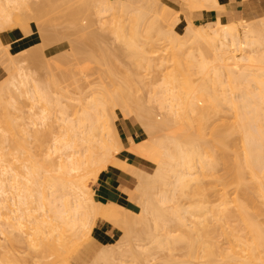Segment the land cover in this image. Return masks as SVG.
<instances>
[{
    "label": "bare ground",
    "instance_id": "obj_1",
    "mask_svg": "<svg viewBox=\"0 0 264 264\" xmlns=\"http://www.w3.org/2000/svg\"><path fill=\"white\" fill-rule=\"evenodd\" d=\"M183 1L189 10L192 8L199 11H216V19L201 26L186 17L187 24L183 31L178 33L174 28L179 18L176 16L170 20L171 9L164 4L156 5L153 0H93L95 13L100 19L118 11H124L125 15L130 14L129 11L135 16L139 14L135 19L131 37H127L122 31L120 33V25V28L117 26L118 34L117 29L114 32L119 41L125 44L134 66L148 70L153 66L158 65L159 68L171 62V71L164 73L160 80L157 79V83L146 93L147 101L151 104L141 105L138 97H133L132 101L139 112H128L137 120L139 133L142 135L139 143L135 142V149L152 164L150 172L126 162L127 158L134 157V149L129 147L133 140L121 139L118 126L114 125L111 130L109 125L110 117L114 121L117 118L115 109H120V106H124L120 112L126 118L124 110L127 109L130 99L126 91L112 92L103 89L99 96L92 97L77 118L72 120L66 116L67 111L61 105L63 78L58 82L54 72L51 73L50 79L48 74L51 83L47 82L45 86L53 87L57 94L55 97L48 96L47 92L51 90L45 92V86L42 88L30 71L25 70L26 67L15 66L14 62L12 63L15 59L11 60L12 54L7 52L10 63L4 68L8 71V79L0 87V205L4 201L6 206L7 201H10L13 208H8L4 218L5 214L0 212V219H4L3 222L0 221L3 229H8L5 232L9 234L18 229L21 233L23 231L29 253L36 259L35 264H47L44 263L47 260L43 261L45 255L49 252L56 255L59 251L58 246L63 241L59 228L61 226L70 230L76 227L92 228L97 219H102L118 228L125 242L129 241L126 239L134 226L129 222L132 220V214L127 211V220V213L121 204L116 201L95 200L90 188L91 181L95 182L101 171L115 168L128 171L136 177V184L125 191L129 196L135 192L139 194L142 211L141 216H137H140V221L142 219L141 223L148 225L151 221L153 226L148 225V228L154 227L153 231L160 230L159 234L155 231L156 234L151 236L152 243L157 245L156 248L166 246L162 250H172L178 243L183 249L180 259H173L170 251H167V257L159 260V264H264V52L260 50L264 41V20L255 23L240 18L236 22L224 20L220 11L222 6L218 0ZM14 2L15 0H0V27L19 28L25 32L27 28L24 26H29L35 18V13L21 19L10 9ZM76 14L71 13V18H75ZM35 15L41 17L42 13ZM148 15L150 18L146 20ZM42 18L44 17L39 18V24L34 20V25H41L43 20L45 22V18ZM106 20L105 22H108ZM146 21L149 22V27H153L155 23L156 27L161 23L169 27V30L158 34L157 40L161 41L160 44H155L147 33L143 40L137 41L138 27ZM71 22L73 23V20ZM36 28L40 30L43 27ZM160 30L158 27V31ZM44 31L38 34L40 42H36L34 38V45L25 47V58L29 57L31 60L42 57L45 60L43 48H40V51L38 47L42 42V46H45L48 44H45L46 41L54 38H51L50 34L45 35ZM156 45L159 47L156 48ZM158 48L162 54L155 57L151 55L154 51H159ZM204 49L211 51V56L208 52L209 59ZM22 53L18 54L21 56ZM180 72H184L183 76ZM191 73L196 75L194 79L189 77ZM68 82L70 86L75 87L79 85L80 80L73 78L68 79ZM112 82L111 85L114 83ZM41 85L43 86L42 83ZM117 88L119 89H114ZM5 96H9V99H5ZM17 96L30 103L27 125H30L29 128L33 126V130L34 127L38 128V124L44 126V122L48 121L46 119L51 116L48 113L51 110L47 109L53 107L54 111L59 113V116L57 114V117H51L57 118L56 122L59 121L60 128L56 130L50 146L47 147L48 163L43 169L31 162L25 142L15 139L17 134L12 128L19 132L25 131L23 117L11 115L12 118L11 113L9 114V107L14 111H21V107L17 105ZM152 103L164 113L163 121L154 118ZM223 110L231 113L233 122L217 124L211 121L213 116L221 114L220 111ZM54 111L52 110L53 113ZM50 123L49 129L53 130V120ZM35 133L34 140L39 142L37 131ZM233 133L237 134L236 138L240 141L242 166L244 173L248 175L249 183L244 184L242 188L237 186L239 189L235 188L234 195L229 194L224 187L205 186L202 185L203 180L201 181L202 176H208L210 180L212 175H216V165L225 157V148L229 145L228 137ZM125 142L129 145L125 146ZM9 156L16 161L23 159L21 172L15 170ZM43 187L49 189L46 195L43 194ZM7 191H12L13 198L7 197ZM28 203H31L29 206L33 208H27L25 205ZM32 203H35V206ZM3 229L1 230L0 225L1 232H4ZM151 233H146L147 240L150 239ZM119 240L122 245L124 241L120 238ZM115 244H112L113 249L120 246ZM112 245L107 247L108 251L101 249L97 257L107 254ZM122 250L125 251L124 247ZM110 253L104 257L108 258ZM48 257L47 254L46 258ZM55 259L54 263L59 262L58 257ZM61 264L69 263L65 261Z\"/></svg>",
    "mask_w": 264,
    "mask_h": 264
},
{
    "label": "rangeland",
    "instance_id": "obj_2",
    "mask_svg": "<svg viewBox=\"0 0 264 264\" xmlns=\"http://www.w3.org/2000/svg\"><path fill=\"white\" fill-rule=\"evenodd\" d=\"M153 1L156 2L155 3L156 5L164 4L171 9V11H169V12H171V15H170L171 19L170 20H172V18L175 19L176 16L179 18V21L175 25V28H174L175 31L178 33H181L183 31L185 25L187 24L185 21L186 17L190 18V20L193 21V23L196 25H201V24L203 25L205 23L207 24V23H210L211 21H213L214 19H216V11H214L215 12V18L209 19V18H206V15L210 12L209 9L199 11V10H195V9L191 8L192 10L191 9L189 10V7H187V5L184 3L183 0H153ZM218 2L222 6V8L220 7V9H221L220 11L222 12L224 20H229V21L231 20L233 22H236L240 18V19H244L248 22L250 21V22H254V23L259 21V20H264V0H244V1L243 0H218ZM50 4H52V5H50ZM11 6H12V8H10V9L12 10V13L17 14L21 19L24 17H27L29 15L31 16L34 13L35 14L42 13L41 17L43 16L45 18V22H43L44 21L43 20V21H41V25H39V26L37 24L34 25L33 22L37 16L34 14L33 17H35V18L33 21H31L29 23V26L27 25L28 27L25 25L26 22L24 23V25H25L24 28L25 27L27 28V29L25 28L27 30V31L24 30L25 32H23L22 29H19V28L4 29V28L0 27V86L3 83H5L8 79V71L5 68H6V65H8V62L10 59L9 55L12 54L10 56L11 60H12V58H13V60L15 59L14 61H12V63L14 62L13 64L17 67L18 66H21L24 68L26 67L27 69H25V70L30 71V73L33 75V77L35 79H37V81H39V84L42 88L45 86V84H47V82L49 84V82H50L49 79L51 78V73H53V72H54L53 75L55 76V78L57 77L56 80L59 79V80H57L58 82H61L62 78H63L62 84H63L64 89H63V92H62L60 99H61V105L66 109V111H67L66 116L69 119H72V120L76 119L77 116L79 115V113L81 111H83L84 107L87 105V102L92 97L97 96V95L99 96V94L103 91V89L104 90L106 89L108 91L111 90L112 92L123 91L125 93V91H126L127 92L126 94H128L130 96V99L127 102V107H126L127 109L125 108L126 110H124V111H126L125 116H126V118L130 116L129 118H131L138 126V122L135 119V117L134 116L131 117V115H129V113H134V112L138 113L139 112V109L136 107L135 103H133L132 98L138 97L137 100L139 103H141V105L142 104L144 105L146 103H148L147 105H150L151 103H149L147 101V98H146L147 97L146 93H148V89L151 86H153L155 83H157V79L160 80L162 78V75H164V73H166L167 71L170 72L171 68H172L171 62H167L166 65H163L159 68H158V65L153 66L155 68L152 67L148 70H145L143 68H137L132 63L131 55H129V53H128L129 51L127 50L125 44L122 43L123 41L122 42L119 41L118 37L115 36L116 33L114 34V32L117 29L116 32L118 34V30H119L118 25H120V27H121L120 33L122 31V33L125 34L127 37H131L133 35V32H132L133 29L132 28L134 26L135 19H136V17H138L139 14L137 16H135V15H133L132 11H129V13L130 12L131 13L127 14L128 15L127 16V15H125L124 11L123 12L118 11L116 14H114L115 16L114 15H106L104 18L102 17L100 19L95 13V9L93 7L94 6L93 0H15V2L11 4ZM38 9H40V10H39V12L36 13V11ZM42 11H44V12H42ZM43 13H44V15H43ZM71 13H77L76 17H75L76 19L71 18V15H70ZM135 14H137V13H135ZM149 15L146 18V20L149 19L150 16H153V15H150V16ZM196 15L201 17V18H204V20H202V21L197 20ZM38 17H39V15L37 16L38 20L37 19L35 20V22L37 21L36 23H38V22L40 23L41 17H39L40 19ZM106 17H108L110 20H108V18H106ZM145 17H146V15H145ZM44 18H42V19H44ZM105 19H107L106 21H108V22H105ZM153 19H152V21H154ZM72 20H73V23L71 22ZM118 21H119V23H117ZM112 23L114 25H112ZM147 23H149V22H147V21L142 22L141 26L138 27L139 29L137 28L138 33H139L138 34L139 38L137 37V41L143 40L142 39L143 36L147 33V34L151 35L152 40L155 44H160L161 41L157 40L158 34L160 32H164V31L169 30V27L166 25L163 26V24L161 23V25H158V27L161 30L158 31V27H156V23L153 24V27H149L150 25ZM115 25H116V27L117 26L118 27L116 28ZM36 26L37 27L41 26L43 28L39 30L36 28ZM107 26H109V27H107ZM44 27L46 30L44 29ZM110 27H111V30H110ZM37 30H38V32H37ZM42 30L43 31L45 30L44 31V32H46L45 35L50 34V35H52L51 38H54V39H51L49 42H47V41L45 42V44L48 43L49 45L46 44L45 46L44 45L42 46V43H43L42 42L40 44V46L38 47L40 51L42 50L40 48H43L42 53L45 56V60H44V58L42 59V57H37V58L31 59V60L29 59L28 56H27L28 59L25 58L27 55V54L23 55L26 53V50H27L26 49L24 51L25 47L26 46L28 47V45H31V44L34 45L33 44L34 38L36 39V42H40L41 39L38 36V34ZM13 31H21L23 34H27L28 36L26 38H20L19 39L21 42H19L20 45L18 46V48L17 47H11L9 49V43H10L9 35H11V33ZM44 32H43V34H44ZM77 32H79V33L76 35ZM89 34H91L93 36H90ZM55 36H57L58 38H56ZM49 37L50 36H48V38ZM46 39H47V37H46ZM120 40H122V39H120ZM21 45L23 47H21ZM32 45H31V47H32ZM155 47L157 48V47H159V45H156ZM260 47H261L260 50L262 52H264V41ZM21 48H22V50H20ZM18 50L21 51V52H18L19 54L22 53V51H24V53H22L23 57H22V55L20 56L16 52ZM204 50H203V52H204ZM209 50H211V49L209 48ZM7 52L10 54L8 55ZM14 52L17 54H15ZM105 52H107V54ZM208 52L211 56V51L205 50L204 53H207V57L209 59ZM194 53H196V49H195ZM159 54H162V51H160V49H159V51H156V52L154 51L153 53H151V55H153L154 57L158 56ZM15 55H16V58H14ZM18 55H19V57H17ZM195 55L197 56V53ZM185 56H186V54H185ZM183 58H182V61L184 60ZM108 60L110 61V63ZM156 61L157 60H154V62H156ZM45 63L48 64V66ZM48 69H49V71H48ZM46 73H47V75H46ZM48 74L50 75V77ZM183 74H184V72H183ZM183 74H182V76H183ZM47 76L49 77V79ZM184 76H186V75H184ZM195 76L196 75H193L192 73L189 75V77L191 79H194ZM58 77H60V78H58ZM73 78H78V80H80V82L78 83L79 84L78 86L72 87L69 85L68 79H73ZM184 79H185V77H184ZM112 80L114 83L112 82ZM111 82L113 83V85H111ZM41 83L43 84V86L41 85ZM47 86H45V87H47ZM45 87L43 88V90H45V92H47L48 90H51L50 92L49 91L47 92L48 96H53V95H54V97L57 96V94H55V92H54L55 89L53 87L48 86L46 89H45ZM115 87H119V89L118 88L114 89ZM130 87H131V89H130ZM48 93L49 94L51 93V95H49ZM16 98H18L17 99V105L19 108L21 107L20 110L22 112L18 111L19 112L18 113L17 111H14L9 107V111H10L9 114L11 113L10 117H12V116L15 117L16 115L18 117H20V116L23 117L22 122H24L23 127H25V131L19 132V130H15L14 128H12L13 132H16V134H17L15 136V139L18 138L17 140L25 142V148L27 149V151L31 157V159H30L31 162L38 164L39 166L42 167L41 169H43L45 164L47 165V163H48L47 154H46L48 152L47 147L50 146L51 141H52L54 135L56 134V130L58 131L60 128L58 126V125H60L59 121H57L58 123L56 122L57 118L56 119H52V118L59 116V113L57 111H54L53 107L50 109L48 106H45L43 103V105L46 108H49V109H47L48 111L51 110L48 112L49 116L50 115L51 116L48 119H46L49 122L46 121V122H48V124L46 122H44L45 123L44 126H42V125L40 126L38 124L37 125L38 128L34 127V130H33V129H31V127H33V126H31L29 128L30 125L29 126L27 125V122H28L27 112H28L29 106H30L29 101L24 99L23 97H19V96H17ZM5 99H9V96H5ZM142 99H143V101H142ZM41 106H42V104H41ZM120 107H119L120 109H118V108L115 109V112L117 115V118L115 119V121L113 120L112 117H110V120H109V125L111 127V130L113 129L114 125L118 126L119 136H120L119 121L122 118H124L120 112V111H122L121 110L122 108L124 109V106L123 107L120 106ZM143 107H147V106H143ZM156 107H157V105L152 103L151 108L153 109V116L157 121H163L164 113H162V111H160L159 109H157L158 107L157 108ZM42 108H43V106H42ZM224 109H226V108H224ZM52 110L54 111V113L52 112ZM7 111H8V108H7ZM12 111L14 114L12 113ZM220 112H222V113L221 114L219 113L218 115L213 116L211 118V121H214L217 124L218 123L230 124V122L234 121V117L227 110H223ZM28 114H29V112H28ZM9 119H11V118H9ZM52 120L54 123L53 124V126H54L53 130L49 129L50 124H51L50 122ZM34 131L35 132L37 131V135L39 137V142L34 140V137L36 135V133ZM38 131H40V132L38 133ZM23 132H26V133H23ZM41 133H42V135H41ZM236 136H237L236 133L229 135V137H228L229 145L225 148V152H224L225 157H223V159L218 161V164L216 165V168L214 170V174H216V175L214 177H213V175H212V177L210 176L212 178L210 180H208L209 179L208 176H202L201 177V178H203V179H201V181L203 180L202 185L205 184V186L216 185L217 187H224V188H226V191L229 194L233 193L232 195H234V191L236 192L235 188L237 186H239V188L240 187L242 188L245 186L244 184L248 183V180H247L248 175H246V173H244V169L242 166L243 165V159L241 158L242 157V155H241L242 148L239 145L240 141L238 138H236ZM128 138L132 140L131 136H129ZM141 139H142V135H141ZM138 143H139V141H138ZM135 144H137V143L131 142L129 145V147H133V149H134V150H132L133 151L132 154H133L134 158H137V157L144 158V156L141 154V152L136 151ZM9 159L11 160L10 163L12 164V166H14L15 170L17 169L18 172H21L22 171L21 160H23V159L16 161L11 156H9ZM1 167L2 166H0V168ZM149 168H148V172L152 171L153 166L151 163H149ZM114 170L118 171L119 169L115 168ZM125 172H128V171H125ZM239 174H240V176H239ZM243 174H245V175H243ZM237 177L239 178V181H238L239 183L237 182V180H238ZM243 178H246V179L243 180ZM206 181H209V182H206ZM91 182H92V183H90L91 185L95 183L94 181H91ZM240 183L242 184L241 186H240ZM248 185H249V183H248ZM90 188L92 189L91 186H90ZM239 188L237 187L236 189H239ZM42 189H43L42 191H44V190L46 191V192L44 191V193H43L44 195H46L49 191V189H47L46 187H43ZM219 189H221V188H219ZM123 191L124 192H123L122 196L120 197V199L117 202L124 207L125 212L127 213V214L125 213L127 215V220H129V218H128L129 213H130V215L131 214L133 215V216L132 215L130 216L131 217L130 219H132V220H130L129 222H131V224L134 226L132 227L131 233L129 232L130 236H128V239H126V241L127 240H129V241L125 242V240H123L121 238L123 236H121L122 233L119 231V229L116 228L115 226H113L111 223H110L111 224L110 225L109 222L107 223V221L102 220V219L96 220L94 223V226L92 228L76 227L75 229L70 230V229L66 228L65 226H61L59 228H60V232H61L63 241H62L61 245L58 246L59 248L57 247L59 249V251H57V253L59 252L58 256H56L57 253H56V255H53V254H50V252H49V253H47L49 256L48 258H46L47 254L45 255V258H44L45 260H43V261L47 260V262H44V263L49 264V261H51V262L53 261V263L50 262V264H61L62 262L67 261L69 264H120V262H121V264L122 263L123 264H159L160 263L159 260L162 261L163 259H165L167 257V255H168V253L166 254L167 251L168 252L170 251L169 254L172 256L173 259H180L181 255L183 254V252H182L183 249L180 247V244H178V243H176L174 245V248H172V250L171 249L170 250L167 249V251H166V249L162 250V248L163 247L166 248V246L156 248L157 245L155 244V242H153L155 245L152 243L153 237L151 239V236L152 235L154 236V234H156L155 231H157V230L153 231L154 227L148 228V225L153 226V223L151 221H149L148 225H146L145 223L142 224L143 221L141 219V221H142V223H141L140 218H139L141 216L140 214L142 211V207H141L140 202H139L140 201L139 196H138L139 194H137L135 192L137 195L134 193V194L129 196L128 193L125 191V189H123ZM10 193L9 192L7 193L8 194L7 197L9 196L10 198L11 197L13 198V196H12L13 193H11V194ZM14 195H15V192H14ZM183 201H185V198L183 199ZM186 201H187V199H186ZM2 203H4V204H2ZM2 203H1V205H3L4 207L2 208L0 205V208H1L0 212L3 211V213L5 214L3 216V218H4L6 216V214L8 213V210L10 208H13V207H12V204L10 201H7L6 206H5L6 202L3 201ZM29 204H31V203H28V205L26 204L25 206L27 208H29L30 207ZM32 204H34V206H35V203H32ZM7 205H8V207H7ZM50 215L52 216L51 212H50ZM126 215H124V216L126 217ZM137 215H140V216L138 217ZM148 219H149V217H148ZM0 220H2V222H3L4 219H0ZM134 221L136 223H132ZM2 222L0 221L1 230L3 229ZM26 225H27V223H26ZM143 226L145 228L147 226L146 229L148 231ZM149 229H151V231ZM1 230H0V232H1ZM7 230L8 229H5L4 232ZM158 231H160V230H158ZM158 231H157V234H159ZM2 232L0 233V264H8V261L10 262L9 264H35L36 259L34 260L33 258H35V257H31V253H29L30 250H29V247L26 244V240H25L26 235L25 236L22 235L23 231L21 233L20 229H18V230L12 231L10 234H9V232H5V233L4 232L2 233ZM148 232L153 233V234L152 233L149 234L151 240L149 239V235H148L149 240L146 239V235L148 234ZM6 236L7 237L9 236V237L7 238ZM57 238H58V236L56 235V239ZM119 238L122 241H124L123 244L124 243L126 244V245L124 244L125 246L122 244L125 251L122 250L123 247L120 244L121 241L119 240ZM116 240L118 242L119 241L120 242L117 243ZM115 243L117 245L120 244V246L118 248L114 247V249H113L112 247L114 245H112V244H115ZM128 243H130V245ZM116 244H115V246H117ZM110 245H112L110 247V249L111 248L112 249L111 250L109 249V252H107V254H105V255H108L111 252L110 253L111 255L108 258L104 257L105 255H103L102 257H97V254L101 249H107V251H108V248ZM140 246H142V248ZM175 246H176V248H175ZM159 248H161V249H159ZM145 249L146 250L149 249L148 252ZM120 251H122V253ZM112 252L114 253V255ZM51 255L54 257V259H55V257L56 258L58 257L59 262L54 263V261L55 260L57 261V259L52 260L53 257L51 258ZM112 255H113V257H112ZM120 255H121V257H120ZM146 258H147V260H146ZM1 261H4V262H1ZM60 261H62V262L60 263ZM176 261H178V260H176Z\"/></svg>",
    "mask_w": 264,
    "mask_h": 264
},
{
    "label": "crops",
    "instance_id": "obj_3",
    "mask_svg": "<svg viewBox=\"0 0 264 264\" xmlns=\"http://www.w3.org/2000/svg\"><path fill=\"white\" fill-rule=\"evenodd\" d=\"M206 18L214 19L215 12L210 11L206 15ZM197 20L202 21L204 20V18L197 16ZM27 36H28L27 34H23L21 31H13L11 35H9L10 37L9 49L11 47L18 48V46L20 45L19 42H21L19 39L26 38ZM129 122L131 125L129 124ZM119 127H120L119 137L121 139H124V138L126 139L129 136H131L134 143L141 140V135L139 133V127L131 118L129 117L122 118L119 121ZM124 145L128 146L129 143L125 142ZM147 161L148 160L141 158V157H137V158L129 157L126 159V162L128 164L138 169H141L143 171H148L149 161L148 162ZM136 182H137V179L134 175H132L131 173L125 172L123 170H118V171L114 169L103 170L101 171L99 176L96 178L94 185L93 184L91 185V187H93L92 197L95 200L100 201V202H108V201L117 202L124 192L123 189L132 188L136 184Z\"/></svg>",
    "mask_w": 264,
    "mask_h": 264
}]
</instances>
